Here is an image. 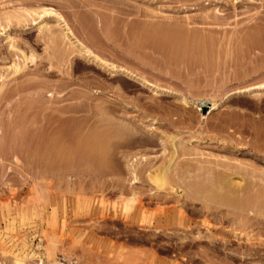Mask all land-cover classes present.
Segmentation results:
<instances>
[{
    "label": "rangeland",
    "instance_id": "374dc122",
    "mask_svg": "<svg viewBox=\"0 0 264 264\" xmlns=\"http://www.w3.org/2000/svg\"><path fill=\"white\" fill-rule=\"evenodd\" d=\"M263 82L264 0H0V264H264Z\"/></svg>",
    "mask_w": 264,
    "mask_h": 264
},
{
    "label": "bare ground",
    "instance_id": "6f19581e",
    "mask_svg": "<svg viewBox=\"0 0 264 264\" xmlns=\"http://www.w3.org/2000/svg\"><path fill=\"white\" fill-rule=\"evenodd\" d=\"M21 8V7H20ZM17 11V10H16ZM25 11V10H24ZM31 11V10H30ZM24 13V12H23ZM26 13H29V10H28V12L26 11ZM30 15V14H29ZM44 15H47L48 17L50 16L51 18H53L54 19V21H55V24L57 25V26H59L61 29H62V33H63V37L64 38H67V39H69L70 37H69V34H68V32H69V28L67 27V25H66V23H65V21H64V19L59 15V14H57L56 12H55V10H53V9H49V8H43L42 9V11L41 12H39V13H37V18L40 20L38 23H37V26H38V28L39 29H43V28H45V29H47V27H48V25H47V27H46V22L44 21V19L42 18ZM25 17H26V15H25ZM19 18V17H18ZM34 20V19H33ZM19 22V21H18ZM60 29V30H61ZM47 31V30H46ZM51 31V30H50ZM50 34V33H49ZM62 36V35H61ZM10 48H13L14 49V46L13 45H11L10 46ZM80 52L82 53V55L83 56H85L88 60H92V61H95V62H98L99 64H103V60L102 59H100L98 56H96L95 54H93L90 50H88V49H86V48H80ZM32 56H33V54H32ZM24 58V57H23ZM25 60V59H24ZM105 63V62H104ZM106 64V63H105ZM110 66V65H109ZM11 67V66H10ZM21 67H22V65H21ZM14 71H18V69L20 68V65H19V63L18 62H13V65H12V67H11ZM111 70L113 71V72H115V73H119V74H123V75H126V76H129L130 78H133V79H135V80H139L137 77H134V76H132V74H129V72L128 71H126L125 69H122V68H118V67H116V66H112L111 65ZM109 70V69H108ZM110 71V70H109ZM260 93H264V82L263 83H261V84H259V85H255V86H248V87H244V88H241V89H238V90H236V91H234V92H232V93H230V94H228L227 96H226V98L225 99H228V98H230L232 95H235V94H252V95H255V94H260ZM180 97V96H179ZM181 100H182V102H183V104L184 105H186V104H188V101L185 99V98H181ZM161 140H162V138H160ZM164 141H165V139H164ZM162 142H163V140H162ZM165 144H166V142H164ZM175 152V151H174ZM202 154V153H201ZM170 163V162H169ZM131 166V165H130ZM138 166H139V164H138ZM168 166V165H167ZM130 168V167H129ZM132 168V167H131ZM165 168V167H164ZM164 168H161V169H156L154 172H151V173H149L148 172V176H147V178H148V181H149V184L151 185V186H153L155 189H157V190H160V189H165V188H167V187H165L166 185H170L169 184V181H168V178H169V175H166V171H167V169L166 170H164ZM177 168V167H176ZM175 168V169H176ZM135 167H133L132 168V171H131V174H132V177H133V179L132 180H135L136 179V181L138 182V175H137V173L135 174ZM169 170V169H168ZM173 170V169H172ZM177 170V169H176ZM182 170V169H181ZM174 172V171H173ZM180 172V171H179ZM139 173V172H138ZM175 173V172H174ZM146 174V173H145ZM168 174V173H167ZM181 174H183V173H181ZM174 175H176V173L174 174ZM180 175V174H179ZM182 176V175H181ZM168 177V178H167ZM176 177V176H175ZM172 178V177H171ZM182 178V177H181ZM221 178V180H219L218 182H217V185L215 186V187H211V188H213V189H209L208 191L210 192V194H209V197H210V199L212 198L213 200L215 199V200H217L218 201V203H220L221 205H225V206H228V207H232V209L234 208V209H241V210H243L244 209V211H246L245 209H251V205L254 207V205L253 204H255V203H257V201H258V198H257V196L258 195H256V197H255V195H254V197L253 196H249V195H246L247 197H245L244 196V198H239L240 197V195H239V197H238V195H236L237 193H238V191H236V189L235 188H232L233 186H231V184H233L234 183V181H232L233 179L232 178H230V180H228V181H226V179L225 178H222V177H220ZM226 178H228V177H226ZM217 179V178H216ZM224 179V180H223ZM172 181H173V179H172ZM237 184V186H239V182H237L236 183ZM236 184H234V186H236ZM236 186V187H237ZM172 188V187H171ZM233 189V190H232ZM207 195V197H208V194H206ZM44 197V196H43ZM208 200H209V198H207ZM139 201V200H138ZM217 201H216V203H217ZM131 202V201H130ZM128 203V202H127ZM133 203V202H132ZM249 207V208H248ZM238 209V210H239ZM253 209V208H252ZM234 211V210H233ZM235 211H237V210H235ZM243 211V212H244ZM241 212V211H240ZM242 213V212H241ZM232 214H234V215H236V212L235 213H232ZM181 215V214H180ZM237 215H238V217H239V215H240V213H237ZM238 217H236V218H238ZM235 218V217H234ZM176 220H177V222L176 223H178L180 226H183V227H185V228H187L188 229V227L190 228V226L191 225H194L195 223L192 221V220H189V219H187V218H185V217H183L182 218V216H178V214L176 215ZM169 222H168V220L166 221L165 220V224H163V222H158L157 224H156V227L153 225H151L155 230L158 228H161V227H163V226H166L167 224H168ZM157 225H158V227H157ZM150 226V228H152ZM145 227H147V226H145ZM196 227V226H195ZM152 228V229H153ZM170 228V227H169ZM194 228V227H193ZM161 229H163V228H161ZM165 229H166V227H165ZM191 229H192V227H191ZM167 230V229H166ZM168 230H170V229H168ZM181 230V229H180ZM194 229H192V231H193ZM184 231V230H183ZM191 230H189V232H192ZM199 231V230H198ZM160 232V231H159ZM164 232V231H163ZM170 232V231H169ZM188 232V231H187ZM186 232V233H187ZM188 232V233H189ZM166 234V233H165ZM170 234V233H169ZM173 234V233H172ZM199 235V234H198ZM171 236V235H170ZM185 238H187V236L185 237ZM195 238V237H194ZM184 239V238H183ZM215 240V239H214ZM152 242V241H151ZM212 242V244H214L215 246H216V242L215 243H213V240L211 241ZM44 243V242H43ZM181 245V244H180ZM178 246V245H177ZM218 246V245H217ZM216 246V247H217ZM183 247H185V246H183ZM183 247H181V248H183ZM216 247H214V248H216ZM178 248V247H177ZM212 248V247H211ZM213 248V249H214ZM45 249V248H44ZM212 249V250H213ZM217 250V249H216ZM163 251V250H162ZM213 251H215V250H213ZM256 251V250H255ZM54 255V254H53ZM18 262V261H17ZM16 262V264H19V263H17ZM51 263L52 264H62V263H60V262H58L57 260H52L51 261Z\"/></svg>",
    "mask_w": 264,
    "mask_h": 264
}]
</instances>
